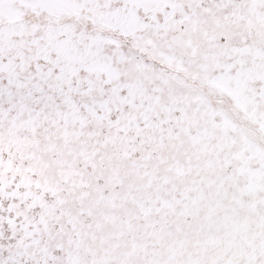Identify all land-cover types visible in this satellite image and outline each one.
Listing matches in <instances>:
<instances>
[{
	"label": "snow or ice",
	"instance_id": "6c2138e0",
	"mask_svg": "<svg viewBox=\"0 0 264 264\" xmlns=\"http://www.w3.org/2000/svg\"><path fill=\"white\" fill-rule=\"evenodd\" d=\"M0 264H264V0H0Z\"/></svg>",
	"mask_w": 264,
	"mask_h": 264
}]
</instances>
